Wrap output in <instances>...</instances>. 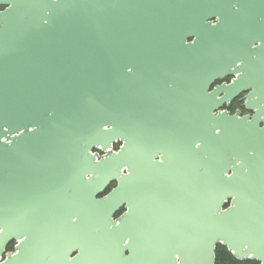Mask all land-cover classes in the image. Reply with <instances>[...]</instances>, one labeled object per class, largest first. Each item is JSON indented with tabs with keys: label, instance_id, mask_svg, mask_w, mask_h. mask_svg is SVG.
<instances>
[{
	"label": "water",
	"instance_id": "obj_1",
	"mask_svg": "<svg viewBox=\"0 0 264 264\" xmlns=\"http://www.w3.org/2000/svg\"><path fill=\"white\" fill-rule=\"evenodd\" d=\"M219 246L264 264V0H0V264Z\"/></svg>",
	"mask_w": 264,
	"mask_h": 264
},
{
	"label": "flooded vegetation",
	"instance_id": "obj_2",
	"mask_svg": "<svg viewBox=\"0 0 264 264\" xmlns=\"http://www.w3.org/2000/svg\"><path fill=\"white\" fill-rule=\"evenodd\" d=\"M2 10V9H1ZM215 23V21H214ZM236 76H228L225 77L222 80L216 81L210 91L214 90L217 87H221L223 85H231L232 82L234 80H236ZM248 91L246 92H242L241 94H239L237 97H235L234 99H232L229 103H224L222 108L220 110H218L216 113L218 114L219 112H226L228 113L231 117H235L238 114L239 118H244V117H252L254 114L252 112L248 111ZM121 147V144H119L116 149H119ZM159 160V159H158ZM117 187L116 184H112L110 185V187H108V189L98 197V199L104 198L106 197L108 194H110L115 188ZM127 212V208L126 206H122L117 213L114 215L113 219L114 220H118L121 217L124 216V214ZM17 243L16 242H11L7 249H6V254L7 253H14L15 252V247H16ZM76 256V254H73L71 256V258H74ZM241 264H258L256 262H240Z\"/></svg>",
	"mask_w": 264,
	"mask_h": 264
},
{
	"label": "trees",
	"instance_id": "obj_3",
	"mask_svg": "<svg viewBox=\"0 0 264 264\" xmlns=\"http://www.w3.org/2000/svg\"><path fill=\"white\" fill-rule=\"evenodd\" d=\"M216 264H241L228 253L226 248L221 246L216 250Z\"/></svg>",
	"mask_w": 264,
	"mask_h": 264
}]
</instances>
